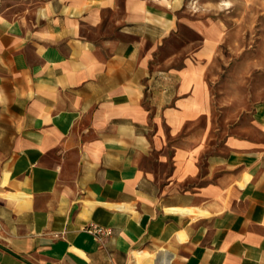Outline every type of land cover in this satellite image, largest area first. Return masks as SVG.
<instances>
[{"label":"crops","instance_id":"0c3cea01","mask_svg":"<svg viewBox=\"0 0 264 264\" xmlns=\"http://www.w3.org/2000/svg\"><path fill=\"white\" fill-rule=\"evenodd\" d=\"M13 1L0 264H264L263 93L231 77L243 106L216 120L209 0Z\"/></svg>","mask_w":264,"mask_h":264},{"label":"rangeland","instance_id":"374dc122","mask_svg":"<svg viewBox=\"0 0 264 264\" xmlns=\"http://www.w3.org/2000/svg\"><path fill=\"white\" fill-rule=\"evenodd\" d=\"M13 0H0V10L13 6ZM16 5H33L27 2ZM195 9H200L197 1ZM209 20L218 22L223 28V39L213 58L210 71L215 81L216 94L221 97L216 101V120L224 124L233 117L240 107L243 98L226 99L228 82L231 77H247L246 95L252 91H262L264 98V0H209ZM187 36L194 37L193 33ZM200 39V36H196ZM237 94V93H233ZM262 98V99H263ZM260 98H245L248 106ZM252 104V103H251Z\"/></svg>","mask_w":264,"mask_h":264},{"label":"built area","instance_id":"2783aa9c","mask_svg":"<svg viewBox=\"0 0 264 264\" xmlns=\"http://www.w3.org/2000/svg\"><path fill=\"white\" fill-rule=\"evenodd\" d=\"M85 229L87 232L91 233L99 241L103 240L104 237L110 235L112 232L109 227H105L94 222L89 223L85 227Z\"/></svg>","mask_w":264,"mask_h":264}]
</instances>
